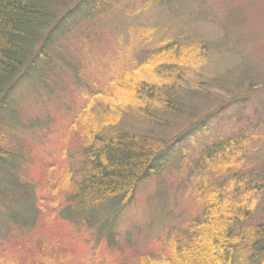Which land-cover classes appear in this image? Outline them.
<instances>
[{
    "label": "rangeland",
    "instance_id": "obj_1",
    "mask_svg": "<svg viewBox=\"0 0 264 264\" xmlns=\"http://www.w3.org/2000/svg\"><path fill=\"white\" fill-rule=\"evenodd\" d=\"M53 1L51 12L59 19L78 0ZM179 34L182 46L170 52L176 60H167L159 74L177 97L176 109L158 102L144 107L154 123L125 114L140 107L132 102L133 87L116 83L152 78L141 62L159 49L162 37ZM62 40V58L43 81L27 80L4 100L0 140L12 160L0 161V264H170L169 253L203 212L204 195L197 190L208 173L192 168L201 150L240 138L239 159L229 168L264 182V0H117L97 22L74 29L70 39L68 28ZM85 108L76 128L74 116ZM105 108L111 116L117 109L124 113L123 131L167 142L177 137L179 143L158 159L159 172L139 185L116 218L113 238L98 241L95 229L104 219L95 217L87 228L64 221L60 212L81 132L106 126ZM10 169L23 182L5 184ZM254 195L248 220L253 227L264 224V191ZM105 212L101 207L96 214ZM11 214L36 219L32 226L13 225Z\"/></svg>",
    "mask_w": 264,
    "mask_h": 264
},
{
    "label": "trees",
    "instance_id": "obj_2",
    "mask_svg": "<svg viewBox=\"0 0 264 264\" xmlns=\"http://www.w3.org/2000/svg\"><path fill=\"white\" fill-rule=\"evenodd\" d=\"M116 2L78 0L57 19L51 12L53 0H0V94L3 95L0 134L5 124L2 116L6 106L4 100L8 95L27 80L40 79L42 82V75L48 67L54 60L62 58L59 50L68 28L70 39L74 29L97 22L108 9L114 8ZM182 38L184 36L180 34L162 37L158 40L159 49L141 62V68L150 70L152 78L142 76L133 80L127 77L120 79V83L115 82L121 88L130 84L134 90L132 102L140 107L128 108L125 114L154 123L157 120L142 110L144 107L158 102L168 110L176 109L177 97L169 86H165L167 84L162 82L159 74L167 60H176L170 58V52L181 48L179 41ZM137 71V68L132 69V74ZM85 87L89 89V85ZM117 111L111 116L109 109L105 108L106 126L99 125L96 131L86 129L81 132V149L75 156L78 162L69 171V196L60 212L64 221L76 226L83 223L81 225L87 228L94 226L95 217L104 219L101 227L95 229L98 241L104 236L112 237L110 231L114 221L134 200L139 185L159 172L158 159L174 143H179L177 137L167 142V139H157L151 134L123 131L124 113ZM86 112L85 108L75 114L73 125L76 128L82 125ZM239 142L240 138L213 142L209 148L201 150L198 160L192 163L193 169L208 173L203 187L197 190L204 195V208L202 214L186 227V240L169 253L170 264H264V224L253 227L248 222L254 208V194L258 190L264 191V182L259 185L260 182L251 180L250 174L245 176L244 171L229 168L239 159L240 150L235 149ZM7 160L12 157L0 140V161ZM10 163L12 165V161ZM10 171L5 184L17 186L18 180L23 182L19 172ZM72 173L75 180H72ZM250 183L254 187L247 186ZM2 191L0 188V196ZM3 197L9 199L7 194ZM18 203L23 206L24 200ZM101 207H106L105 214H96ZM35 219L34 214L31 218L30 215L27 218L18 214L9 216L10 223L19 226H32ZM53 250L50 252L61 255V250Z\"/></svg>",
    "mask_w": 264,
    "mask_h": 264
}]
</instances>
